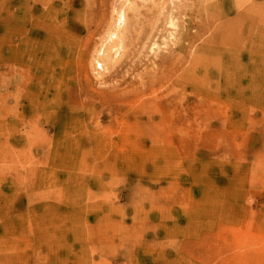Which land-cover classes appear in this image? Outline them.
Instances as JSON below:
<instances>
[{
	"label": "rangeland",
	"instance_id": "374dc122",
	"mask_svg": "<svg viewBox=\"0 0 264 264\" xmlns=\"http://www.w3.org/2000/svg\"><path fill=\"white\" fill-rule=\"evenodd\" d=\"M138 2L0 0V264H264V0Z\"/></svg>",
	"mask_w": 264,
	"mask_h": 264
},
{
	"label": "bare ground",
	"instance_id": "6f19581e",
	"mask_svg": "<svg viewBox=\"0 0 264 264\" xmlns=\"http://www.w3.org/2000/svg\"><path fill=\"white\" fill-rule=\"evenodd\" d=\"M181 1L180 4V2L175 3V0H139L140 3L122 6L109 26L105 44L101 46L99 53L111 60L113 52L110 46H117V51L118 48L129 50L131 45L135 47L142 39V34L146 32V27L152 31L160 20L164 21L165 33V39L160 45L166 46L177 34L181 24V9L191 8L197 0ZM110 40L111 42L108 43ZM130 41L133 43L131 44ZM159 50L160 46L152 40L147 45V55L155 56ZM149 121L154 122L152 119Z\"/></svg>",
	"mask_w": 264,
	"mask_h": 264
}]
</instances>
